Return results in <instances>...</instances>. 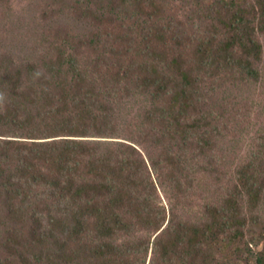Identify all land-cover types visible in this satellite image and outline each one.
Instances as JSON below:
<instances>
[{
  "label": "trees",
  "instance_id": "trees-1",
  "mask_svg": "<svg viewBox=\"0 0 264 264\" xmlns=\"http://www.w3.org/2000/svg\"><path fill=\"white\" fill-rule=\"evenodd\" d=\"M245 1H215L218 38L199 5L142 52L85 27L0 55V127L29 138L0 150V200L42 226L22 264H132L159 232L166 264H264V0Z\"/></svg>",
  "mask_w": 264,
  "mask_h": 264
},
{
  "label": "rangeland",
  "instance_id": "rangeland-1",
  "mask_svg": "<svg viewBox=\"0 0 264 264\" xmlns=\"http://www.w3.org/2000/svg\"><path fill=\"white\" fill-rule=\"evenodd\" d=\"M122 1L0 0V55L5 52H17L19 55L36 52L35 47L38 44L49 43L50 38H57L60 41V39L73 37V35L84 32L85 27H87L89 35L95 37L94 39L97 38L95 35L102 34L98 40L102 39V41L108 42L111 49L113 46L114 48L121 47V41L127 44L123 40V36H125L132 38L131 46L141 43L138 51L142 52L146 42L150 43L154 41V38H158V30L161 28V33L164 32L163 26H167L171 19L174 22L187 24L190 16L196 21L201 14L198 11L200 8H196L199 5L207 12H216L195 22L196 25L200 22L206 36L211 38H218L220 33L224 34L222 27L234 13V11L233 13L229 11L228 14L229 6L217 5L216 0H153L152 3V0H130V3L127 0L126 3ZM249 2L250 0H246L244 4ZM156 4L163 6L162 10L159 9L162 11L161 13L156 9ZM148 5L150 8H147ZM151 10L154 11L153 16H151ZM193 10L197 12H193ZM191 27L192 25H188V30ZM209 30L212 31L209 33ZM227 30L228 27L225 26V31L227 32ZM186 32L187 29L185 34ZM113 37L119 38L121 41ZM262 41L264 42V39ZM39 52L42 53L43 50H39ZM262 60L264 64V53ZM10 102L11 100L7 104L3 103L5 113ZM245 103V101L240 103V107L245 109ZM60 137L62 138V136ZM7 139L17 141L16 145H19L17 153L27 152L29 146H25V141H28L29 138L23 121L0 127V150L8 144ZM15 164L14 160L9 161L10 166ZM37 188L45 190L42 187ZM44 196L48 195L44 194ZM0 197H2L1 192ZM14 199L12 197L8 202L4 199L0 200V264H22V254L25 252V248L41 247L37 239V234L40 233L42 227L38 218L21 215L22 213L13 215L8 207L9 201ZM155 230L156 227H153L149 233ZM147 234L146 232V236ZM146 236L141 234V239H146ZM156 236L157 233L153 237L148 236L147 241L145 240L147 243L143 247L138 248L133 244L132 251H130L131 247H127L132 264H166L162 260H167V257L161 252V246H166V244H163L164 241L156 239ZM179 256L178 251L173 255L176 264H181ZM139 257H141V261ZM169 259L172 260V257L170 256Z\"/></svg>",
  "mask_w": 264,
  "mask_h": 264
},
{
  "label": "clouds",
  "instance_id": "clouds-1",
  "mask_svg": "<svg viewBox=\"0 0 264 264\" xmlns=\"http://www.w3.org/2000/svg\"><path fill=\"white\" fill-rule=\"evenodd\" d=\"M159 233H160V232H159ZM159 233H157V235H158ZM239 262H242V263H243L244 261H239Z\"/></svg>",
  "mask_w": 264,
  "mask_h": 264
}]
</instances>
